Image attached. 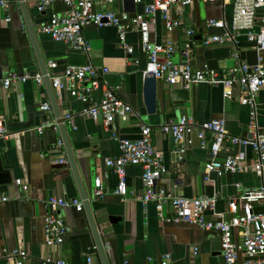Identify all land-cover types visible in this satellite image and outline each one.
<instances>
[{"label": "crops", "instance_id": "0c3cea01", "mask_svg": "<svg viewBox=\"0 0 264 264\" xmlns=\"http://www.w3.org/2000/svg\"><path fill=\"white\" fill-rule=\"evenodd\" d=\"M24 2L36 32L37 48L50 74L61 73L68 65L73 64L91 63L100 69L109 68L105 78L117 88L119 97L138 113L128 121L117 120L120 136L138 139L143 124L152 126L154 143L164 152L167 165V172L159 180V185L190 198L217 194L215 209L206 210L209 220L217 218L218 213L227 211L231 199L260 186V178L252 171L226 173L222 176L213 173L209 180L204 179L205 164L210 160L211 154L209 149L201 147L195 134L191 135L192 143L185 159L180 165L176 164L171 138L162 131V125L176 121L179 115H187L197 122L224 117L229 132L242 135L249 128L250 110L240 103L241 92L238 87L231 90V96H226L222 85L202 82L187 89L181 83L170 85L159 80L158 111L149 114L144 102L143 80L148 57L142 48L139 33H127L126 41L134 47L133 53L128 55L120 44L116 27L90 25L84 29V33L90 41L91 50H75L41 31V26L53 14H62L68 10L64 0H54L43 12L38 11L36 0ZM149 2L151 0L137 3L133 0H117L103 4L97 0L96 8L117 13L127 12L135 16L143 14ZM172 14L174 18L181 20L182 25L169 32L165 22L158 19L155 25H151V39L156 42L173 39L177 43L173 59L175 62H183L186 59L183 55L184 43L187 41L186 29L194 28L197 35L202 34V38L205 34L220 32L215 28L207 29L205 22L209 17L221 18L223 15L231 20L232 6L227 5L223 10L220 4L194 0L189 6L174 7ZM8 17L12 19L8 21ZM262 24L258 23L257 28ZM237 39L241 57L248 63L255 64L258 52L254 44L247 39L245 32ZM198 42L199 40L196 41L194 54L190 59L195 69L206 70L209 60H216L218 69L224 73L234 65L232 46L229 44L207 47ZM262 56L264 63V52ZM51 60L58 62V67L53 70L49 66ZM10 71L42 74L20 0H11L9 10L0 6V78ZM101 97L100 89L92 95L93 101H99ZM56 99L60 116L54 110L45 81L42 84L33 79L16 81L8 90L0 86V118H4L7 130V136L0 140V155L12 174L10 184L0 185V197H9L0 209V254L23 248L30 253V258L24 264H46L44 260L47 257L63 258L71 264H86L88 256L93 258L94 264H103L85 210H59L69 226L62 245L49 247L44 239V217L47 212L45 200L51 195L69 199H82V196L66 146H57V141L63 139L60 128H47L42 133L37 128L48 118L65 121L66 114L72 113L73 123L65 121L64 125L82 188L91 195L95 180L100 177L107 192L103 198H94L92 203L108 264H124L125 260H128V264H160L163 255L167 253L171 254L174 264H189L195 248L199 250L197 264H225L219 231L205 230L186 223L166 222L154 202L143 203L142 166H127L130 194L126 197L116 194L114 190L118 177L105 164V160L121 154L119 143L111 137L101 118L95 120L80 113L87 103L67 92L62 96L56 95ZM43 102H48L52 110H41ZM258 102L259 123L263 125L264 88ZM226 154L227 152H221L220 157L223 158ZM62 158L66 162L57 163ZM18 178L29 185L28 190H23L22 186L15 183ZM163 213L171 216L172 210L165 206ZM111 216L118 217L116 222L111 223ZM233 238L235 241L241 240L240 229L233 230ZM0 264H5V261L1 260Z\"/></svg>", "mask_w": 264, "mask_h": 264}, {"label": "built area", "instance_id": "2783aa9c", "mask_svg": "<svg viewBox=\"0 0 264 264\" xmlns=\"http://www.w3.org/2000/svg\"><path fill=\"white\" fill-rule=\"evenodd\" d=\"M37 9L43 12L48 9L54 0H36ZM68 6L65 13L53 14L50 20L41 26V31L49 35L53 40L64 42L71 48L83 52L91 50L90 41L87 39L84 29L90 25L98 27L114 26L118 29L121 46L128 55L134 51V47L127 43L128 32L136 31L140 34L141 45L146 52L148 62L143 75L153 74L158 80L170 85L181 83L189 89L196 83H208L222 85L226 96H231V90L235 87L241 92L240 103L250 108L249 134L251 137L233 135L226 126L225 118L212 119L205 122H197L192 116L183 115L176 121L162 125V131L169 135L172 141L174 161L180 165L185 159L189 145L192 143L191 135L195 134L202 148L210 150L211 158L205 164L204 179L209 180L211 174L222 176L226 173L254 172L260 178V186L253 190H246L228 203V210L217 214V218L209 220L206 210H214L217 202V194L213 196L186 197L175 193L158 182L167 172L166 158L153 140V128L150 125L141 126V135L138 139H129L118 133L117 120L128 121L137 115L136 110L124 102L117 93V88L112 86L105 78L109 68H98L91 63L83 65H68L61 73L50 74L55 95L62 96L64 92L80 100L87 105L80 113L95 120L101 118L104 126L110 132L111 137L119 143L121 154L114 158H106L105 164L112 168L118 177V183L114 192L126 197L130 194L127 182V166L139 165L143 168L142 181L144 193L141 196L143 203L154 202L160 211L162 219L169 223H186L197 225L205 230H217L221 235L222 253L225 264H264V211L257 213V207L264 208V125L259 123L260 92L264 88V0H204L206 3L219 2L223 10L227 5L232 6V18L228 20L225 15L221 18H208L205 22L207 29L220 30L217 33L205 34L202 38L203 46L215 44H229L232 46L231 55L234 65L227 73L220 69H195L190 62L193 56V48L196 45L194 28H187V41L184 43L183 55L185 61L175 62L173 55L177 43L169 38L163 42L152 41L151 25H155L158 19L165 22L166 29L173 32L182 25L181 20L173 17V8L181 5L189 6L194 0H151L143 14L131 16L127 12L117 13L108 9L96 8L97 0H64ZM103 4H110L117 0H99ZM141 2L142 0H133ZM0 6L9 10L11 0H0ZM12 18L8 17L10 21ZM258 23H263L257 28ZM245 32L247 39L254 44L258 52V61L250 64L241 57L238 49V36ZM53 70L58 67L56 60L49 62ZM35 80L38 84L44 82L41 73L31 75L10 71L5 77L0 78V86L8 90L16 81L26 82ZM102 91L99 101H93L92 95L96 90ZM41 110H52L48 102H43ZM73 114L67 113L64 120L73 123ZM60 118L46 119L37 128L42 133L44 129L58 130ZM7 136L4 118H0V140ZM251 146L252 158H248L244 152L234 151L235 147ZM58 147L64 146V140L57 141ZM227 152L221 158L220 153ZM62 158L57 163L63 164ZM23 190H28L29 185L24 180H15ZM107 192L103 188L100 177L96 178L93 196L96 199L103 198ZM9 197H0V209ZM47 212L44 217V239L49 247L62 245L69 232L64 217L58 214L59 210L74 208L83 211L84 205L80 198H65L51 195L45 200ZM165 206H169L172 215L163 213ZM230 215V216H229ZM240 229L241 240L235 241L233 230ZM199 250L194 249L192 260L189 264H197L196 256ZM30 258V253L23 248H15L6 254H0V261L5 264H24ZM46 264H71L63 258L47 257ZM86 264H94L93 258L88 256ZM128 264V260L124 261ZM160 264H174L171 254L163 255Z\"/></svg>", "mask_w": 264, "mask_h": 264}, {"label": "water", "instance_id": "95a60500", "mask_svg": "<svg viewBox=\"0 0 264 264\" xmlns=\"http://www.w3.org/2000/svg\"><path fill=\"white\" fill-rule=\"evenodd\" d=\"M20 3H21L22 12H23L27 27L29 29L31 38L33 40V43H34L36 51H37V56H38V60L40 63V69L42 71V74L44 76V81H45L47 88L49 90V95L51 98L52 105L54 107L56 114L58 116H60V110L58 107V102L56 99L55 90L52 87L51 79H50V76L48 75L49 72H48L45 64L43 63L41 56H40V53H39V50L37 48L36 32L34 31V28H33L32 23L30 21V17H29V14H28L24 0H20ZM216 3L220 4L219 2H216ZM209 18H217V17H209ZM195 39L199 40V42H198L199 44H202V42L200 41L202 39V34L196 35ZM207 67H208V69H218V64H217L216 60H209L207 62ZM143 77H144L143 78V80H144V102L146 105V110H147V113H149V114H155L158 111V83H159V80L153 74H149L146 76L143 75ZM245 106H247V105H245ZM249 110H250V108H249ZM181 116L182 115H179V118ZM220 118H224V117H220ZM249 123H250V121H249ZM226 126H227V121H226ZM248 126H249V124H248ZM59 128H60L63 140H64V144H65L66 149L68 151V157H69L71 166L73 168L74 174H75L76 179H77L79 186H80V192H81V196H82L84 210H85V212L88 216L89 222H90L91 230H92V233H93L94 238H95L97 251L100 255L102 263L108 264L107 252H106V248H105L103 238L101 235L102 233L99 230L98 222H97V220L94 216V213H93V208H94V205L92 203V201L94 200V196L92 195L93 193L91 195L87 194L86 191L82 188V185H81L80 179H79L78 168L76 166V161H75L74 154H73L71 146H70V142L68 139V135H67L66 127H65L64 123L60 124ZM240 136L251 137L248 130ZM234 151H235V153L236 152H243V153L245 152L247 154L248 158H252V156H253V150H252V147L250 145L247 147H245V146L235 147ZM11 182H12V174H11L10 170L5 167L4 159L0 155V185H7V184H10ZM100 211H102V210H100ZM255 211L257 213L263 212L264 208L257 207L255 209ZM58 214L60 215L59 212H58ZM117 218L118 217L111 216L109 218V220L111 221V223H114V222H116ZM102 232H104V231H102Z\"/></svg>", "mask_w": 264, "mask_h": 264}]
</instances>
